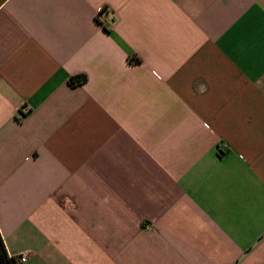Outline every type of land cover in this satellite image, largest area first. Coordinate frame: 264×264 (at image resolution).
<instances>
[{
    "label": "crops",
    "instance_id": "crops-1",
    "mask_svg": "<svg viewBox=\"0 0 264 264\" xmlns=\"http://www.w3.org/2000/svg\"><path fill=\"white\" fill-rule=\"evenodd\" d=\"M0 233L19 264H264V0H0Z\"/></svg>",
    "mask_w": 264,
    "mask_h": 264
},
{
    "label": "trees",
    "instance_id": "trees-1",
    "mask_svg": "<svg viewBox=\"0 0 264 264\" xmlns=\"http://www.w3.org/2000/svg\"><path fill=\"white\" fill-rule=\"evenodd\" d=\"M86 81V75L85 74H75L69 77V82L71 84H76V83H83ZM3 237L0 233V264H19L17 260L12 257L13 255H10L9 252L7 251V248L5 246V243L3 241Z\"/></svg>",
    "mask_w": 264,
    "mask_h": 264
},
{
    "label": "built area",
    "instance_id": "built-area-1",
    "mask_svg": "<svg viewBox=\"0 0 264 264\" xmlns=\"http://www.w3.org/2000/svg\"><path fill=\"white\" fill-rule=\"evenodd\" d=\"M106 11H107V7H104V6L99 7L97 9V14L96 15H97V18L101 22H104L106 20V18L104 16V15H106ZM27 256H29L28 252H24V253H21V254L15 256L14 258L17 260L18 263H20V262L25 261L27 259Z\"/></svg>",
    "mask_w": 264,
    "mask_h": 264
}]
</instances>
